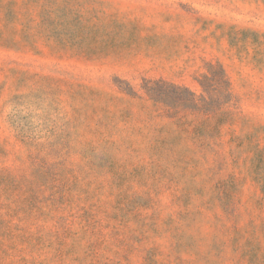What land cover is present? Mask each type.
<instances>
[{"label":"rangeland","instance_id":"obj_1","mask_svg":"<svg viewBox=\"0 0 264 264\" xmlns=\"http://www.w3.org/2000/svg\"><path fill=\"white\" fill-rule=\"evenodd\" d=\"M0 264H264V0H0Z\"/></svg>","mask_w":264,"mask_h":264},{"label":"trees","instance_id":"obj_2","mask_svg":"<svg viewBox=\"0 0 264 264\" xmlns=\"http://www.w3.org/2000/svg\"><path fill=\"white\" fill-rule=\"evenodd\" d=\"M200 85L202 86V88L204 89V91L207 92V88L205 87V85L202 82L200 83Z\"/></svg>","mask_w":264,"mask_h":264}]
</instances>
